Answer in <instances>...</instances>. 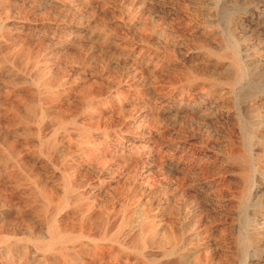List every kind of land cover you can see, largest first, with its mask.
<instances>
[{"label":"rangeland","instance_id":"rangeland-1","mask_svg":"<svg viewBox=\"0 0 264 264\" xmlns=\"http://www.w3.org/2000/svg\"><path fill=\"white\" fill-rule=\"evenodd\" d=\"M48 213L79 264H264V0H0V264H61Z\"/></svg>","mask_w":264,"mask_h":264},{"label":"bare ground","instance_id":"bare-ground-1","mask_svg":"<svg viewBox=\"0 0 264 264\" xmlns=\"http://www.w3.org/2000/svg\"><path fill=\"white\" fill-rule=\"evenodd\" d=\"M231 55H234V54H231ZM237 63H239V62H237ZM232 65H234V66L236 65V60H232ZM237 78H238V72L236 71L235 72V79H237ZM14 103H16V102H14ZM56 105H57V103H56ZM43 115L44 114H41L42 117H43ZM87 142H89V141H87ZM90 143H92V142H90ZM40 148L46 154L52 153L55 150V140L53 138H50L46 142H41ZM238 163H240V165H241V176L244 179L245 183H247L248 161H247L246 158H240ZM249 177H250V175H249ZM19 187H21V186H19ZM67 189H68V187H67ZM42 197H43V200H45L47 203L49 202V196L47 195V193L43 189H42ZM80 202H81V199L80 198H76L75 201L73 202V206L77 207L80 204ZM58 208L59 207L57 206V209ZM57 209H55V210H57ZM66 217H68V216H66ZM69 219L71 220L70 217H69ZM77 219H78V217H77ZM66 220H64V221H66ZM72 220H74V219L72 218ZM90 226H91V220L87 217V215L83 214V215H81V222H79L77 226H72L69 229L63 228V227H60V225L57 223V220H56L55 216L53 215V213H48V215H47V235L45 237L43 236V237H34V238H35L36 241H38L37 242L38 250L41 253L49 254L50 255V260L59 261L61 264H79L80 263L79 257L83 253V250L86 248V244H84L83 240H87L88 242L94 241L93 237L90 235V231H91L90 230ZM20 234H19V236H20ZM32 236H33L32 233H29V234H27V236H24V237L33 238ZM28 238H26V239H28ZM98 238L100 240H102V241L108 242L111 246L112 245H116L120 249H124V250L131 249V250L137 252L141 257H144V252L146 251V249L153 248V246H157V244H159V242H157L155 240V238H153V236H151L149 238V240H145V238H144V230L142 228V225H140L137 228V230L135 231V233L132 236H130V237L126 236L125 233H124V229H123V224L122 223H120L118 225V227L115 230H113V231H108V229L106 227V224H102L101 227H100L99 237ZM12 244H14V242ZM111 250H112V248H109V249L105 250L107 252L103 251V252H105V254H107L105 257L108 258V257H111L113 255ZM175 251H176V247L174 246V247L170 248L168 251H166L164 253V256H170V255L174 254ZM22 252L23 251H21V253ZM117 255H118V253H115L114 258H117L116 257ZM81 256H83V255H81ZM84 258L87 259L88 258L87 255H86V257L84 256ZM15 261H17V260H15ZM131 261H132V259H131ZM27 263H28L27 256H26V254H23L21 256V258H19V261H18L17 264H27Z\"/></svg>","mask_w":264,"mask_h":264}]
</instances>
